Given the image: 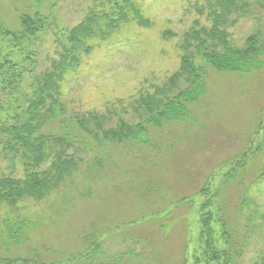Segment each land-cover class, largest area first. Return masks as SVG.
<instances>
[{"label": "rangeland", "instance_id": "rangeland-1", "mask_svg": "<svg viewBox=\"0 0 264 264\" xmlns=\"http://www.w3.org/2000/svg\"><path fill=\"white\" fill-rule=\"evenodd\" d=\"M131 1L148 24L136 19L106 39L84 38L92 50L79 54V67L61 83L68 122L49 121L43 131L67 135L68 153L59 139L5 153L0 145V177L10 178L0 184L1 193H16L36 174L45 180L26 187L13 204L0 198V257H34L46 264H220L227 250L237 264L261 261L264 177L257 188L247 194L244 189L264 173V0L238 1L222 11L219 23L229 46L240 53L254 39L261 66L219 69L201 56L198 41L188 39V51L196 48L190 62L202 86L184 101L183 117L163 119L157 116L163 101L189 87L180 69L184 32L205 26L200 40L212 44L215 15L205 0ZM111 6L106 0H0L4 29L19 30L22 13L45 17L35 45L19 47L0 35V73L9 63L29 66L33 57L37 71L49 67L67 45L71 27L90 9L95 24L105 22L98 13ZM211 28L213 34L207 33ZM151 116L142 133L146 141L104 138L106 130ZM246 154L245 166L222 179ZM25 176V183L14 181ZM244 195L259 212L253 232L239 230L241 215L248 213L238 210ZM15 215L28 222L8 241L1 220Z\"/></svg>", "mask_w": 264, "mask_h": 264}, {"label": "trees", "instance_id": "trees-1", "mask_svg": "<svg viewBox=\"0 0 264 264\" xmlns=\"http://www.w3.org/2000/svg\"><path fill=\"white\" fill-rule=\"evenodd\" d=\"M117 0H106V2L111 6V10L107 9L101 10L98 14V20H104L105 22L100 23L99 21L95 24L93 14L94 9H90L83 19L77 23V25L71 27L69 30V37L66 41V46L61 47L62 52L58 59H53L49 67L37 71V60L35 57L29 62V66L25 65L23 67H18L17 64L9 63L7 68L4 69L3 73H0V145L2 146L1 151H5L10 147L11 151H16V147L23 150H32L38 148L47 139H59L64 144L65 149L62 152L68 153V146H71V142L68 141L67 135H54L48 131L44 132L43 128L47 122H62L66 124L68 120L65 118V111L63 104L61 102V83L65 80L66 73L75 71L80 64V53H88L92 50L93 44L89 40L84 41V38L91 35H100L104 39L108 38L112 33L117 31L122 23H128L129 21L139 20L141 24H148V19L142 15L140 8L131 0H121V4H117ZM238 1L242 4L245 0H205L208 4L206 8H209L210 13L215 15L214 20L217 27L216 36L213 39V43L204 44L200 39V30L205 26H202L200 30H193L189 28L185 33V40L182 45L184 54L181 55L182 66L180 69L188 74L189 87L183 89L176 93L175 95L168 97V99L162 103V109L160 110L158 117L169 118L176 117L181 118L185 114V102L190 101L195 92L201 89L202 83L200 82L201 75L197 72L198 68L194 66L191 59L194 57L193 51H188L187 40L194 38V41H198L197 45L199 47H204L203 54L201 56L214 67L226 70L235 71H250L252 69L259 68L261 66V61L256 59L259 48L253 45L255 42L253 38H250L251 46L240 53L238 50L229 46V42L225 39L223 29H220V21L222 20V11L228 9L230 6L239 5ZM129 4V8H127ZM219 10V11H216ZM34 15V16H32ZM20 21L19 30H8L4 29L3 24L0 23V35L10 36L13 38L15 43L20 47L23 44L35 45L38 41L37 36H39L41 27L43 26L44 16H41L36 12L34 14L22 13L18 16ZM219 18H221L219 20ZM195 24V22H194ZM213 28H211L207 33L213 34ZM222 34V35H221ZM91 38V37H90ZM28 42V43H26ZM59 44L60 41H59ZM63 45V44H61ZM198 52V51H196ZM36 55V54H35ZM26 60H31V57H27ZM154 116L148 117L143 122L138 123L135 126H117L116 128H111L108 131H104V138H108L111 141H121L122 140H135L146 141L144 138V125L150 123V120ZM71 118V117H70ZM77 120V119H76ZM80 122V121H79ZM61 125V123H59ZM80 124V123H79ZM64 126V125H63ZM126 127V130L118 129ZM100 132V129H98ZM86 132H89L88 130ZM253 152V151H252ZM61 156V154H60ZM69 155L68 157H71ZM246 156L245 158H243ZM239 160L235 161L230 168L223 173L222 179H231L232 176L236 175L237 168H242L245 166L247 159V154L244 155ZM29 160V159H28ZM33 163H40L41 161H34L30 159ZM58 166V164H57ZM264 177V173L250 181V183L245 187L244 194H247L251 187H258L259 178ZM9 177H0V184L2 187L5 185V179ZM24 178L19 180H14L17 183L24 182ZM36 174L34 180L30 183L29 181L21 186L16 193H6L0 192V198L2 201H8L13 204L17 195L25 194V188L30 185L40 184L44 179ZM26 181V179H25ZM255 205H252V207ZM220 208V206H219ZM221 210V208H220ZM238 210H246L248 213L246 215H241L242 224L239 226V230H250V232L255 231L258 228L259 223H255L256 216L258 215V209L251 208V205L247 203V197L244 195L241 204L238 206ZM222 212V211H221ZM12 217H5L2 219V226L6 228V235L9 238L8 241L15 240L17 235L26 227L27 222L22 217L17 215ZM218 217V216H217ZM18 218V220H17ZM17 220V221H15ZM222 231H227L224 226L226 225V219L224 222L223 216L219 214L217 219ZM217 222V223H218ZM30 223V221H29ZM224 229V230H223ZM225 233V232H224ZM11 239V240H10ZM34 254V253H33ZM238 252L235 254L238 256ZM224 260L220 264H237L233 261L230 253L227 250L224 252ZM0 264H26L27 262L31 264H46L40 263L34 257L31 259L15 258V259H4L0 257ZM234 262V263H233ZM47 264H59V263H47ZM253 264H264V258L261 261H255Z\"/></svg>", "mask_w": 264, "mask_h": 264}]
</instances>
